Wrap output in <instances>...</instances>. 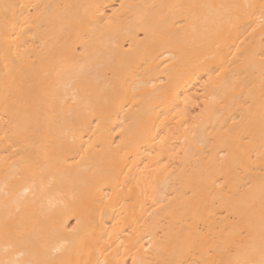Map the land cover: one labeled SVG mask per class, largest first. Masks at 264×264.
<instances>
[{"label": "bare ground", "instance_id": "1", "mask_svg": "<svg viewBox=\"0 0 264 264\" xmlns=\"http://www.w3.org/2000/svg\"><path fill=\"white\" fill-rule=\"evenodd\" d=\"M0 264H264V0H0Z\"/></svg>", "mask_w": 264, "mask_h": 264}]
</instances>
